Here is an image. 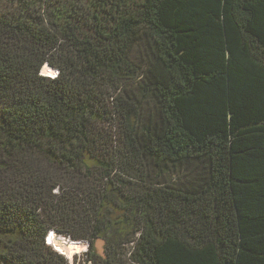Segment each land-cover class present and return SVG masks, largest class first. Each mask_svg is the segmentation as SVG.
Wrapping results in <instances>:
<instances>
[{
    "label": "trees",
    "instance_id": "obj_1",
    "mask_svg": "<svg viewBox=\"0 0 264 264\" xmlns=\"http://www.w3.org/2000/svg\"><path fill=\"white\" fill-rule=\"evenodd\" d=\"M0 106V264H264V0L0 11Z\"/></svg>",
    "mask_w": 264,
    "mask_h": 264
},
{
    "label": "rangeland",
    "instance_id": "obj_2",
    "mask_svg": "<svg viewBox=\"0 0 264 264\" xmlns=\"http://www.w3.org/2000/svg\"><path fill=\"white\" fill-rule=\"evenodd\" d=\"M26 3L33 4L34 7H35V5H36V7H39V0H0V11H7V10H12V9H17V6L19 4H26ZM51 71H52V74L55 73L54 70H51ZM0 111H1V106H0ZM171 178H172V180H175L177 177L174 175ZM58 236H61V237L64 238V236L61 235V234H58ZM66 239L68 240V238H66ZM85 244H86V251L80 252L79 254L75 255L73 261L70 264H94V263H89L86 260L85 254H86V252L88 250V244L86 242H85ZM131 245L132 244H127L126 245V247H125L126 249H124V253L127 252V251H130ZM105 247H106V242L103 239L98 238L95 241V248H96L97 253L102 255V256H104V257L106 256V248ZM129 256H130L129 254H127V255L125 254L123 256V261L126 264H128V262L131 263V261H129ZM68 262H69V260H68ZM98 264H102V263L100 262Z\"/></svg>",
    "mask_w": 264,
    "mask_h": 264
},
{
    "label": "bare ground",
    "instance_id": "obj_3",
    "mask_svg": "<svg viewBox=\"0 0 264 264\" xmlns=\"http://www.w3.org/2000/svg\"><path fill=\"white\" fill-rule=\"evenodd\" d=\"M51 66L45 65L43 68V74L48 76H53ZM56 251L62 254L66 259L70 260V263L73 261L75 255L80 252L86 251L85 241H72L67 240L61 236H54L51 238L49 243ZM69 263V264H70Z\"/></svg>",
    "mask_w": 264,
    "mask_h": 264
},
{
    "label": "clouds",
    "instance_id": "obj_4",
    "mask_svg": "<svg viewBox=\"0 0 264 264\" xmlns=\"http://www.w3.org/2000/svg\"><path fill=\"white\" fill-rule=\"evenodd\" d=\"M50 69H51V68H50ZM55 73H56V72H55ZM55 73H54V74H55ZM54 74H53V75H54ZM54 236H58V234H57L56 232H54V231L49 232L48 235H47V237H46V241H47V243H50L51 238L54 237Z\"/></svg>",
    "mask_w": 264,
    "mask_h": 264
},
{
    "label": "built area",
    "instance_id": "obj_5",
    "mask_svg": "<svg viewBox=\"0 0 264 264\" xmlns=\"http://www.w3.org/2000/svg\"><path fill=\"white\" fill-rule=\"evenodd\" d=\"M65 238V237H64ZM70 263V262H69Z\"/></svg>",
    "mask_w": 264,
    "mask_h": 264
},
{
    "label": "water",
    "instance_id": "obj_6",
    "mask_svg": "<svg viewBox=\"0 0 264 264\" xmlns=\"http://www.w3.org/2000/svg\"><path fill=\"white\" fill-rule=\"evenodd\" d=\"M69 262H70V260H69Z\"/></svg>",
    "mask_w": 264,
    "mask_h": 264
}]
</instances>
